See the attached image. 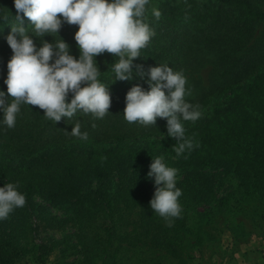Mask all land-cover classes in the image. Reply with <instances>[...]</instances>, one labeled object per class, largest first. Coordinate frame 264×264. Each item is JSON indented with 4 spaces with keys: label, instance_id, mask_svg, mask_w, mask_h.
Instances as JSON below:
<instances>
[{
    "label": "trees",
    "instance_id": "16d2710c",
    "mask_svg": "<svg viewBox=\"0 0 264 264\" xmlns=\"http://www.w3.org/2000/svg\"><path fill=\"white\" fill-rule=\"evenodd\" d=\"M146 7L155 35L133 61V79L115 81L112 64L118 57L105 53L95 58L101 71L98 79L109 86L112 99L103 119L77 112L70 120L55 123L38 107L21 105L15 127L8 128L0 110L2 185L16 184L26 197V208L33 206L36 196L72 203L76 220L94 229L90 244L83 245L87 264H121L126 246L141 248L140 254L143 250L155 254L146 264H191L194 250L219 241L225 227L235 243L251 234L245 221H236L238 212L264 229L257 219L264 217V0H149ZM152 7L161 12L159 20L152 15ZM15 17L14 0H0V37L11 32ZM23 26L32 31L26 17ZM77 30L64 23L58 34L40 40L54 43L61 38L78 59ZM160 64L183 72L186 88L191 90L185 99L199 105L201 116L212 110L218 113L206 126L185 134L200 150L194 160L191 155L188 165L202 168L212 161L237 175L233 191L217 199L209 179L198 182L189 172L176 184L182 191V212L171 226L150 207L155 191L148 183L154 179L146 169L136 170L131 177L119 173L108 187L82 192L78 184L83 177L110 166L124 151L106 147L103 153H94L74 146L99 148L167 135L165 119L143 126L128 123L123 115L128 90L134 85L148 90L146 73ZM136 65L143 66V77L136 74ZM207 65L209 71L201 79L199 72ZM0 91L7 92L4 81H0ZM77 122L81 132H87V140L65 132H71ZM191 123L183 121L184 127ZM17 160L26 164L18 166ZM204 206L209 208L199 210ZM258 236L264 239V230ZM0 262L9 261L0 255Z\"/></svg>",
    "mask_w": 264,
    "mask_h": 264
},
{
    "label": "clouds",
    "instance_id": "9594fccd",
    "mask_svg": "<svg viewBox=\"0 0 264 264\" xmlns=\"http://www.w3.org/2000/svg\"><path fill=\"white\" fill-rule=\"evenodd\" d=\"M147 5L149 0H14L16 23L6 37L12 51L4 80L7 92L0 91L3 123L15 127L21 105L38 107L55 123L62 118L70 120L77 112L103 119L112 99L109 86L98 79L101 71L95 58L105 53L118 57L112 64L115 81L133 79V61L141 57V50L155 35L147 22ZM151 13L157 20L161 17L157 7H152ZM25 17L37 38L58 34L64 23L77 26L74 39L79 58L70 54L68 43L61 38L54 43L43 39L37 47L28 27L23 26ZM135 68L137 75H145L142 65ZM146 75L148 90L134 85L126 93L124 119L143 126L165 119L168 136L177 141L173 151L180 156L193 148V142L185 136L183 121L199 119V105L186 101L191 90L186 88L182 71L160 64L150 67ZM80 128L77 122L71 132H65L87 140V132L82 133ZM149 168L147 175L155 185L150 207L171 226L182 212V191L176 187L178 170L167 166L162 156L152 159ZM17 187L14 183L0 187V219H7L15 208L26 204L25 195Z\"/></svg>",
    "mask_w": 264,
    "mask_h": 264
},
{
    "label": "rangeland",
    "instance_id": "374dc122",
    "mask_svg": "<svg viewBox=\"0 0 264 264\" xmlns=\"http://www.w3.org/2000/svg\"><path fill=\"white\" fill-rule=\"evenodd\" d=\"M262 10L264 12V7ZM28 32L33 35L32 38L37 47H40L43 40L35 37L33 31ZM6 37H0V81H4L7 77V62L12 56ZM209 68L210 65H207L199 72L201 79L207 75ZM217 114H213L212 110L200 116L199 119L184 127L185 134L197 126H206L208 120ZM165 139L167 141L173 138L167 134L158 139L115 143L99 148H91L85 144L74 145L79 149H87L94 153H103L106 147L124 151L117 158H113L110 166L101 167L99 171L83 177L78 184L80 190L87 193L108 187L119 173L122 176L131 177L136 170L149 171L152 159L162 156L167 166L178 170L176 184L183 181L191 172V178L198 177V182L206 179L211 181L213 194L217 199L226 197L233 191L237 178L233 171L227 172L229 168L212 161L207 162L208 164L202 168L189 166L191 155L194 156L191 160H194L199 154L198 147L193 146L191 150H186V153L175 156L172 146L177 142L172 140L166 142ZM154 140L161 142L154 144ZM16 164L21 166L26 164V161L17 160ZM148 186L155 191L154 182H149ZM0 187H3L1 181ZM33 203V206L28 208H15L7 219H0V255L9 261L8 264H87L83 255V245L90 244L89 239L94 229L83 226L80 221L76 220L74 205L49 202L41 196L34 197ZM205 208L209 207H200L199 210L203 211ZM262 213L264 214V208ZM257 219L264 228V217ZM236 221H245L251 234L245 238L241 237L235 243V239L225 227L222 229L219 241L206 242L202 247L194 250L196 258L191 264H249L250 262L261 264V254L264 253V249L258 234L264 229L256 228L252 219L239 212ZM247 248L254 249L247 250ZM140 249L126 246V250L121 253V264H146L155 255L145 250L143 254H140ZM250 259L251 261H248ZM0 264L4 263L0 262Z\"/></svg>",
    "mask_w": 264,
    "mask_h": 264
},
{
    "label": "crops",
    "instance_id": "0c3cea01",
    "mask_svg": "<svg viewBox=\"0 0 264 264\" xmlns=\"http://www.w3.org/2000/svg\"><path fill=\"white\" fill-rule=\"evenodd\" d=\"M259 240H260L261 244H263V249H264V239L259 238ZM246 247H248V246H246ZM252 249H254V248H247V250H252ZM248 261H251V259ZM260 262H261V264H264V253L261 254V261ZM249 264H252V263L250 262Z\"/></svg>",
    "mask_w": 264,
    "mask_h": 264
}]
</instances>
